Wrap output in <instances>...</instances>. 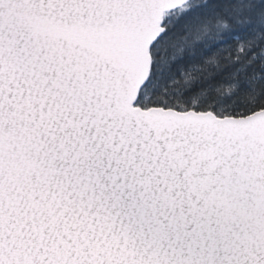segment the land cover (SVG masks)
<instances>
[{
  "label": "snow or ice",
  "instance_id": "snow-or-ice-1",
  "mask_svg": "<svg viewBox=\"0 0 264 264\" xmlns=\"http://www.w3.org/2000/svg\"><path fill=\"white\" fill-rule=\"evenodd\" d=\"M0 264H264V0H0Z\"/></svg>",
  "mask_w": 264,
  "mask_h": 264
}]
</instances>
